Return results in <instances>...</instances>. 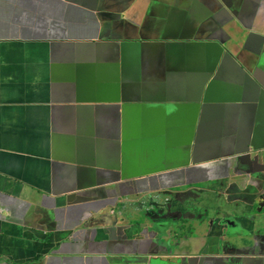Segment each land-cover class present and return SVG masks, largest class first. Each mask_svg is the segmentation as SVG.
Returning <instances> with one entry per match:
<instances>
[{
    "label": "crops",
    "instance_id": "0c3cea01",
    "mask_svg": "<svg viewBox=\"0 0 264 264\" xmlns=\"http://www.w3.org/2000/svg\"><path fill=\"white\" fill-rule=\"evenodd\" d=\"M100 13L113 16L104 18L108 26ZM232 25L244 36L248 29L264 34V0H0V264H108L107 258L123 242H131L124 237L128 222L122 223L116 205L136 195L138 187L122 189L109 183L102 202L86 210L97 216L81 221L83 206L70 204L83 194L70 199L69 193L82 182L81 173L66 165L64 156L70 148L68 138L88 130L78 121L81 88L70 71L78 74L82 68L103 77L111 68L92 64L89 70L84 62H70L80 53L89 56L90 48L52 44L90 36L98 26L111 37H223L233 35ZM158 82L165 83L163 70ZM171 84L166 100L186 97L180 78L174 76ZM238 110L200 111L194 132L197 156L231 146L229 135L246 126L254 112L251 107ZM115 116L113 110L96 121L94 133L95 139H107L104 149L111 158ZM174 118L180 119L178 114ZM174 131L178 132L176 124ZM55 136L66 140L57 142ZM81 148L76 141L74 149ZM223 166V160H216L201 170L212 174L211 198L240 202L261 192L255 181L261 180L262 170L243 172L228 162V176L223 178ZM251 176L255 181L250 182ZM149 184L143 179L141 187ZM187 185L192 188L191 181Z\"/></svg>",
    "mask_w": 264,
    "mask_h": 264
},
{
    "label": "water",
    "instance_id": "95a60500",
    "mask_svg": "<svg viewBox=\"0 0 264 264\" xmlns=\"http://www.w3.org/2000/svg\"><path fill=\"white\" fill-rule=\"evenodd\" d=\"M231 28L236 32V36L229 41L230 44L220 39L199 41L203 46L200 48V54L208 63L206 70H200V74L206 76L205 84L199 82V75L196 74L197 93L200 92V98L124 108L120 104L130 100L119 96L121 84L117 86L116 98L108 86L104 87L103 96L98 98L84 96V93L80 92L79 103L100 104L102 101L117 104L113 108L119 116L117 124L119 136L116 142L118 150L114 155L116 165L111 166L109 156L99 147L101 142L98 143L94 138L93 107L103 109L106 106H78L88 120L91 130L86 138L79 139L81 149L71 148L64 156L71 160L70 162H78L77 169L82 172L81 176L88 179L80 187V191L89 190L90 195L99 192L101 187L111 181L110 175L116 176V180L112 182L130 181L134 178L164 175L169 171L197 164L193 154L191 160H187L186 157L190 155L191 150L195 156L193 146L195 123L200 111L209 107L210 103H224L227 104L225 108L237 109L241 107L240 103L249 101L248 105L252 106V103H255L264 108V81L257 76L259 72L264 78V70H261L264 68V35L249 30L247 37L244 38L234 26ZM231 46L234 50L243 49L245 61H241ZM211 95H220V98H212ZM177 114L180 120L173 119ZM253 123L254 121L251 128L245 127V133L242 128H239L241 131L238 134L236 132L237 144H243L244 147L229 156L217 159L231 160L236 167L241 164L248 166L242 159H248L252 164L255 156L250 155L249 149L253 152L262 149L256 147V142L260 141L257 138L261 133L260 129L254 128ZM175 124L178 132L174 131ZM135 127L137 133H132L131 128ZM55 139L57 142L62 141L59 136ZM73 141L74 139L72 142L69 139L70 143ZM171 145L174 148L170 149ZM165 146L168 147L166 150L168 158L173 149L178 151L177 164L156 162L150 157L160 156ZM83 163L88 166L82 167ZM250 205L251 203L244 202L242 205L244 207L226 205V208L225 203L217 202L214 207L205 210V213L211 214L210 216L205 215L203 220L192 222L191 217L198 204L176 201L171 192L160 189L144 192L121 205V221L128 222V233L124 237L131 239V242L129 245L123 242L118 251L107 258V263L264 264V213L251 215L246 209Z\"/></svg>",
    "mask_w": 264,
    "mask_h": 264
},
{
    "label": "clouds",
    "instance_id": "9594fccd",
    "mask_svg": "<svg viewBox=\"0 0 264 264\" xmlns=\"http://www.w3.org/2000/svg\"><path fill=\"white\" fill-rule=\"evenodd\" d=\"M221 12H225L224 7L221 8L220 10ZM234 15H237V11L234 10L233 11ZM99 16L101 17V20L103 21L105 26H108L109 22H105V17H113L110 16L109 14H102L100 13ZM117 18V17H116ZM123 22H117L118 26H122ZM232 23V21L230 22ZM234 26V25H232ZM231 26V27H232ZM235 27V26H234ZM100 27L98 26L97 28L94 29L93 32L89 33V35H91L93 37L91 43L89 44V46L87 48L91 49V54L89 56H87L85 53H80V56H76L75 55V62H84L86 63V65L84 66V68L92 70L91 65L92 64H98V65H107L109 66L111 69L109 70H105L104 72L107 73V75L100 77L99 75H97L93 70L92 73H89L90 76L95 78V82L99 84V91L103 92L104 94V87L108 86V89L111 88V93H114V97H117V86H119L120 84L122 85V89L119 90V96L122 97V99H129V102H124L123 104H120L121 106L125 107H132L133 105H141V104H145V105H154L156 103H167V102H172L175 103L177 101H182V100H187V99H196V98H200L201 94L200 92L197 93V79H196V74H198V80L201 84H205L206 81V76L201 75L200 74V70H206L208 68V63L206 61V59L200 54V48H203L202 45L199 44L200 40H204V39H220L228 44H230V40L236 36V32L233 30V35L231 36H223V37H210V36H197V37H187L184 36L183 39H180L179 36H170V37H144V36H139L137 34L135 35H121V36H108V38L102 43L100 41L99 35L105 33L104 31L102 33H100L98 31ZM97 29V31H96ZM236 29V28H235ZM252 29H248L247 32L249 33ZM238 31V30H237ZM253 31V30H252ZM241 32V31H239ZM255 32V31H253ZM242 33V32H241ZM247 33V35H248ZM257 33V32H255ZM106 34V33H105ZM257 34H261V33H257ZM244 36V38L247 37ZM262 35H264L262 33ZM183 36V35H182ZM182 42L188 44V43H192L195 45L194 48H192V46H187V47H182L180 45H182ZM67 43V40L65 42H54L52 44V46H58L60 44H64ZM127 44L131 49L129 51L124 50L123 49V45ZM138 45V47H137ZM155 46L157 48L156 51H149L146 52L144 51V49H141L144 46ZM243 46V45H241ZM231 48L233 49V52L235 54H237L239 56V58L241 59V61H245V58L243 57L242 51L243 49H235L233 48V46H231ZM137 49V50H136ZM108 51L110 53V56L108 57ZM118 51V52H117ZM95 52H101L104 54V57L102 60H95L94 58V53ZM126 53V55H125ZM135 53H137V55H135ZM114 55V57H113ZM184 55V56H183ZM183 56V57H182ZM263 56V55H262ZM186 57L189 60V65L188 66H179L178 63L180 61V59ZM199 60V61H198ZM164 71V77H165V83L164 85H159V71ZM261 70H264V68H261ZM174 76H177L178 78H180L183 82V85L180 89H182L186 95V97L184 98H176L173 100H166V96H171L169 95L170 92L172 91L173 87H172V79ZM257 76L260 80L264 81L263 76L257 72ZM134 77H136L137 79H134ZM154 79V80H153ZM169 90V91H168ZM242 91H246L247 90H242ZM103 94L101 96H103ZM85 95H91L92 98H98V90L95 87V85H92L91 87V93L87 94L84 93ZM113 95H111L112 97ZM182 96V95H181ZM180 97V96H179ZM212 98H220V95H211ZM79 101V100H78ZM77 104L80 105H84V106H90V105H94V106H106L103 109H99V108H94V117H95V123H94V133L96 130V121H100L102 119V117L111 111H115L116 109L113 108L114 106H116L117 104H81L79 102H76ZM241 107H237V109H239L238 111H243L246 108H252L253 109V115L249 118L246 126L244 127H240L243 129L244 133H245V127L251 128V123L252 121H254L253 126L254 128L260 129V133L261 136L259 135L257 139H260L259 142H256V147H262L261 150L253 152L251 149H249L250 155L251 156H255V161L251 164L249 162L248 159H242L243 162L246 161V164L248 166H244L243 164H241V166L236 167L233 162L231 160L222 158V159H217V157H224V156H229L231 153H233L234 151H236L237 149H240L241 147L243 148L244 146H242L243 144H237V140H235V135L236 132L231 133L229 135V139H230V143L231 146L228 147L229 152L223 154V155H219L217 153H215L217 151V148L213 149L214 151L212 152V155L210 156H204L201 158L197 157L196 154V142H195V128H196V123H195V127H194V131H193V146L195 148V156H194V152L191 153L188 157H186L187 160H191L192 159V154H193V159L196 161L197 164L194 165H189L177 170H173V171H169L167 173H165L164 175H159V176H154V177H143V178H134V180H130V181H122L119 180L117 182H112V180H116V176H111L110 178L111 181H108L103 187H101L102 189H100L99 192H94L92 195H90V199L95 198L93 201H90L91 203L94 202H102V198H103V193L106 189V185H109V183H117V185H119V188L125 189L127 185H132V186H137L138 187V191L136 195H130V197L126 200L132 199L134 197H136L137 195H141L144 192H150V191H154L156 189H160L161 191L164 192H171L173 197H175L176 201L182 202V203H186V204H196V200H198V198H200L202 196V194L205 191H211V184L207 183V182H200V186L197 189V186L192 184V188L189 189L187 186L188 182L182 183L183 180V175L182 173L186 172V177L187 176H192V171L196 170L197 174L199 172H201V170H204L205 167H203L206 164L211 163V161H216V160H223L224 166L222 168L227 169V163L230 162L232 165H234L236 167V169H239L240 171L243 172H251L252 170H254L256 165H261L259 163H257L256 161V156L261 153V151H264V108L261 106L259 107V105H255V103H252L251 105L248 102L245 103H240ZM227 104L224 103H210L206 108H214V109H226L225 106ZM109 108H112L111 110H108ZM78 110L80 112V116L84 117V114L81 113V109L78 107ZM117 114V112H116ZM175 117V116H174ZM173 117V119H175ZM198 119V118H197ZM180 120V119H179ZM197 122V121H196ZM119 123V121L116 123L115 125V151H117L116 148V142L119 136V132L117 134V124ZM85 125H89L88 120H86ZM133 130L132 133H136L135 131L137 130V128H131ZM241 131L240 129L237 131L238 132ZM88 136V134H87ZM86 136V137H87ZM56 137V136H55ZM61 138V137H60ZM72 139H74L73 143H69L70 144V148H74V144L77 141V137H71ZM55 139V138H53ZM70 139V138H68ZM61 140H66V138H61ZM106 138L103 139H96V141L98 143L101 142V144H99V147L102 148V151L104 152V154H106L105 151V144L106 142ZM248 144L250 145V141H248ZM221 146V143L219 144V147ZM228 145H225L224 148L226 149ZM68 149V150H69ZM99 149V148H98ZM224 149V150H225ZM68 150L66 151V153L68 152ZM174 154L178 155V151H175V149H173ZM108 155V154H106ZM110 158V163L111 166H115L116 165V158H111L110 155H108ZM195 158H198L197 160ZM71 160H68L65 158V164L70 166V168H72L73 170L79 171L77 168H79V164L77 163H73L70 162ZM142 164V163H141ZM164 164H177L174 163L172 161H168L165 162ZM250 164V165H249ZM144 165V164H143ZM202 165V166H199ZM226 165V166H225ZM154 167V166H152ZM196 167V168H195ZM220 168L219 171L222 169ZM109 171V169H106ZM263 172V176H259V178L261 179L260 181H255V179H251L250 182L255 181L256 185L258 187L261 188V192L255 197V198H251L249 197V201H243L244 202H258L257 199L261 200L262 202H264V170L260 169ZM191 171V174H189V172ZM82 175V172L79 171ZM108 176V175H107ZM173 176H179V178L177 180H173ZM228 176V174H227ZM226 176V177H227ZM109 177V176H108ZM223 177V178H226ZM82 179H84L83 177H81ZM143 179H147V181H149L151 183L152 180H156L158 182H160V184L155 185L152 189H150V184L149 186H146L145 188L141 187L142 184V180ZM188 180V179H187ZM209 180V179H208ZM90 190H94V189H90ZM185 193H190L193 196L191 197H187L186 199H179L178 196L181 194H185ZM227 200H229L228 198H225ZM225 199H221L218 200L217 202L219 204H224V200ZM119 202L116 206L120 209V212L122 211L121 209V205L126 202ZM233 203V202H231ZM242 203V204H243ZM198 204V202H197ZM198 208V207H197ZM198 210L196 209L195 211H193V216L192 218V222H198L201 220H194V218H197L199 216H202L203 214L199 213L197 214ZM208 213H205L204 215L208 216ZM263 214V213H262ZM258 215V214H257ZM261 215V214H260ZM115 220H117V217L115 215ZM123 223V222H122ZM126 223V222H125ZM124 223V224H125ZM125 226L127 227V224H125ZM212 226H214V223L212 224Z\"/></svg>",
    "mask_w": 264,
    "mask_h": 264
},
{
    "label": "rangeland",
    "instance_id": "374dc122",
    "mask_svg": "<svg viewBox=\"0 0 264 264\" xmlns=\"http://www.w3.org/2000/svg\"><path fill=\"white\" fill-rule=\"evenodd\" d=\"M99 38H100V41L103 43L108 38V36H107V34L103 33V34L99 35ZM92 39H93V37L91 35L90 36H83V37H79V38H72V39L68 38L67 39V43L70 42V44L72 46H74L75 48H87L89 46V44L91 43ZM122 47H123L124 50H127V51H129L131 49L130 47H128L126 45H123ZM141 49H144V51H146V52L156 51L157 50V48L155 46H151V45L144 46ZM93 56H94L95 60H102L103 57H104V54L101 53V52H95ZM70 74H72L73 81H75L76 77L79 78L78 82L80 84L81 91H83L84 93L90 94L92 85H95V87L98 90V95L101 96L103 94V92L99 91V84L95 82V78L94 77H90V75H89V73L87 71L84 72L83 69L81 68L78 74H76V73H74L72 71H70ZM99 103L100 104H105L106 102L100 101ZM76 109H78V107ZM118 119H119V116H118V114H116V116L114 117L115 123L118 122ZM86 120H87L86 118L81 117L79 115L78 121L80 122L81 126H85L86 128H88V130L85 133L83 131L79 132L78 136L76 138L77 141H79V139H81L82 137L86 138L88 132L91 130L89 125H85ZM115 131H116V129L114 130V132ZM70 140L72 142V138L71 137H70ZM167 148L168 147L165 146L164 151H163V153L160 156L159 155H150V157L153 158V160H155L156 162L165 163V162H168V161H172L174 163H178L179 162V156L174 154V151L170 152V158L167 157V151H166ZM169 148L172 149V148H174V146L171 145ZM117 150H118V148H117ZM56 159L59 160L58 158H56ZM76 161H78V159ZM81 166L82 167H86V166H88V164H84L83 163ZM194 174H197L196 170L192 171V175H194ZM86 180H88V179H82V182L81 181L77 182V186L78 187L76 189L71 190V192H69L71 194L70 199H74L75 193H82L83 194L82 198L76 204H70V205L83 206L80 209L81 210V215L79 216L81 221H83V220L88 221V220H91V219L95 218V216H97V213H94L92 215H89V214L86 213V210H88V209L89 210H93V208H94V206L90 202V192H89V190L85 191V192L79 190L80 187L85 184ZM158 184H160V182H158L156 180H152L151 183H150V189H152L155 185H158ZM210 194H211V191H205L202 194V196L200 198H198V200H197L198 201L197 210L199 211L198 213H201L203 215L199 216L197 218H194V220H203L204 216H205L204 215L205 214V210L207 208L214 207V204L217 203L218 200L221 201V198H218V196L211 198ZM80 204H82V205H80ZM258 204H260V203L259 202H252L250 206H248L247 208L245 207V208L247 209V211L251 215H257V214L260 213V211H258ZM242 205L243 204H238L237 206L241 207ZM225 207L227 208L226 205H225ZM242 207H244V206H242ZM210 215L211 214L208 213V216H210Z\"/></svg>",
    "mask_w": 264,
    "mask_h": 264
},
{
    "label": "flooded vegetation",
    "instance_id": "af4514ba",
    "mask_svg": "<svg viewBox=\"0 0 264 264\" xmlns=\"http://www.w3.org/2000/svg\"><path fill=\"white\" fill-rule=\"evenodd\" d=\"M179 38L180 39H183L184 38V36H179ZM192 46V48H194L195 47V45L194 44H192V43H188V44H186V43H184V42H182V45H180V46H182V47H187V46ZM118 52V51H117ZM184 56V55H183ZM182 56V57H183ZM113 57H114V55H113ZM199 61V60H198ZM70 62H75V56H73V57H70ZM178 65L179 66H188L189 65V60L186 58V57H184V58H182V59H180V61H179V63H178ZM136 78V77H135ZM137 79V78H136ZM225 145H228V144H225ZM228 147H229V145L226 147V149L225 150H220V151H216L215 153H217V154H219V155H223V154H225V153H227V152H229V151H231V150H229L228 149ZM198 158H201V157H203L204 158V155H202V156H197ZM198 158H195L196 160L198 159ZM256 161H257V163H259V164H261V165H256L254 168L255 169H263L264 170V151H261V153H259L257 156H256ZM227 174H228V170L227 169H224V168H222L220 171H219V175H221V176H223V177H226L227 176ZM182 175H183V180H182V183H185V182H188V181H191V183L192 184H194V185H196L197 186V191H198V188H199V186H200V182H207V183H213L211 180H208L211 176H212V174H209V173H204V172H199L198 174H194L193 175V177L191 178V179H186V172L185 173H182ZM206 184V183H205ZM234 187V185H232L231 186V188H233ZM191 196H193L192 194H190V193H185V194H181V195H179L178 196V198L179 199H186L187 197H191ZM250 197V196H249ZM249 197L248 196H245V197H242L241 199V201L240 202H238V201H230V200H227V199H225L224 200V202H225V205H228V206H235V205H238V204H242L243 203V201H249ZM257 201L260 203V204H258V211H260V213L258 214V215H260V214H262V213H264V203L261 201V200H259V199H257ZM197 200H196V205H197ZM231 202H233V203H231Z\"/></svg>",
    "mask_w": 264,
    "mask_h": 264
}]
</instances>
